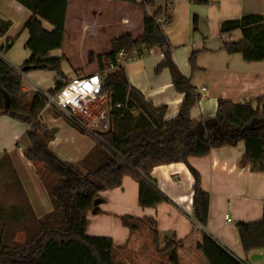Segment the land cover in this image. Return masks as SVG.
Masks as SVG:
<instances>
[{"label": "trees", "instance_id": "16d2710c", "mask_svg": "<svg viewBox=\"0 0 264 264\" xmlns=\"http://www.w3.org/2000/svg\"><path fill=\"white\" fill-rule=\"evenodd\" d=\"M16 1L32 13L23 25L28 32L25 46L31 55L21 68H28L25 72H56L55 86L49 89L55 93L69 82L65 80L62 69L63 56L50 54L63 44L69 0ZM124 1L142 8L144 30L136 38L129 33L114 38L110 51L99 55L101 72L105 71L104 61L117 65L103 74L101 93L107 96L108 128L95 131L98 145L77 164L62 160L51 150L49 142L54 137V131L48 130L41 121L45 99L36 91L26 94L23 79L0 57V114L11 115L28 125L30 144L24 155L36 165L52 202V210L38 217L11 156L8 152L0 156V172L3 171L6 179L14 185L18 195L8 205L0 203V264H116L113 239L88 235L87 215L97 209L100 193L121 186L126 175L139 183L140 206L154 208L168 200L151 177L153 169L159 165L187 163L190 157L207 156L214 148L234 146L243 141V162L249 163L253 171L264 172L262 98L242 103L219 99L213 116L192 118L191 109L200 101L201 94L192 84V78L182 72L172 56L163 28L172 21V16L161 6L150 14L149 8L156 6V0ZM191 1L198 5L213 2ZM162 17L165 20L160 24L158 18ZM44 21L51 29L44 26ZM193 24L196 30L197 14L193 16ZM11 26L10 19L0 16V38L7 34ZM236 30L242 32L241 40L227 41L223 48L228 53L242 54L249 62L264 61V16L248 13L220 24L221 34ZM15 41L16 38H8L3 50L7 51ZM134 49L137 57L150 49L163 54L157 71L167 68L174 87L184 94L180 109L172 118H166L164 105H154L142 91L130 84L124 65L117 62L121 50L131 52ZM197 56L194 51L189 58L193 74L199 70ZM124 60L126 63L129 58ZM6 96L10 99L9 108L5 107ZM191 172L194 177L193 214L202 226H206L210 197L201 187L199 172L194 168ZM121 221L131 231L145 224L153 228L156 223L152 217L136 218L132 215L121 216ZM237 227L245 251L264 248V209L260 220L239 222ZM170 241L173 247H166L161 252L167 253L168 264H180L178 247L181 241ZM154 244L160 252L159 235L155 229ZM197 248L210 264H242L207 234L197 242Z\"/></svg>", "mask_w": 264, "mask_h": 264}, {"label": "crops", "instance_id": "0c3cea01", "mask_svg": "<svg viewBox=\"0 0 264 264\" xmlns=\"http://www.w3.org/2000/svg\"><path fill=\"white\" fill-rule=\"evenodd\" d=\"M114 2L124 8V15L117 23L118 35L110 36L109 29L112 27L110 21L100 20L99 17L104 13V6L114 5ZM89 4L91 6L88 8ZM160 6L167 9V13L171 15L172 0H156V6L149 10L153 12ZM197 10L208 11L211 16L210 28L203 31V36L191 40V45H186L189 41L187 37H180L178 41H174L175 45L185 43V52L198 53L196 63L199 70L197 72L192 73L190 64L183 65V73L192 78V84L201 94L200 101L191 109V117L196 119L201 116H213L219 99L242 103L262 98L264 104V61L249 62L242 54L228 53L223 48V44L227 41L241 40L240 30L230 34L220 33V24L224 20L240 18L248 13H261L264 16V0H214L208 9L198 8ZM31 14L29 9L16 0H0V16L17 20L20 26L24 25ZM143 17L141 7L124 0H69L63 44L61 48L50 53L51 56H63L64 66L62 67L65 80L68 82L77 77L96 73L103 75L98 64L99 55L110 51L112 40L120 35L129 33L134 38L142 35ZM43 24L47 29H51L45 21ZM163 28L166 35L179 29L178 27L167 29L165 25ZM25 32L21 41L17 43L16 40L7 51L3 50V47L8 38L15 37L7 32L0 38L1 55L7 62L18 67H21L31 55V51L25 46L28 38V32L26 30ZM182 35L185 36L184 33ZM67 39L68 46H66ZM74 40L79 44L80 61L70 59V48L74 45ZM3 51L6 53L4 54ZM158 52L160 53L154 49L153 53L135 58L130 55L124 68L130 84L142 91L154 105H164L166 118L169 119L178 113L184 94L174 87L167 68L168 71L164 70L160 74L156 71L163 59L162 53L157 56ZM152 55L154 57L150 59ZM80 64L83 68L86 67L85 72ZM152 69L155 75H152ZM25 75L23 87L28 95L35 92L37 86L47 90L55 86L56 72L54 71L30 70ZM99 99L104 101L100 103ZM98 103L104 105L103 126L107 127V96L101 93L92 100L89 103L90 112L91 107H95ZM52 110L53 114H47L45 107L41 118L48 117L52 121V124L44 123V125L48 130L54 131V137L49 142L53 151L58 154V151L69 150L80 160L98 145V140L94 136L81 132L63 113ZM15 119L11 115L0 114V132L7 124L11 125L10 138L16 142L20 136L18 133L20 125ZM26 128L29 130L28 125ZM105 130L107 129L103 131ZM1 144L2 138L0 146ZM4 152H8L10 156L13 155L12 147L3 148L0 156ZM24 152L23 150V154ZM244 155L245 143L241 141L234 146L214 148L207 156L190 157L187 163L176 162L156 166L151 177L168 200L154 208L140 206L139 183L132 176L126 175L121 186L100 193L97 209L87 215L86 232L91 236H108L113 239L116 264H162V260H159V257H162L160 252L154 244L152 245L154 229L159 236L181 241L178 247L180 264H210L203 252L197 248V242L204 234L213 238L242 264L244 262L264 264V248L245 251L237 227L239 222L260 220L264 209V172L253 171L249 163L243 162ZM64 159L70 161L68 158ZM29 163L31 164L30 161ZM191 168L199 172L201 187L210 197L206 226H202L193 214L194 177ZM17 174L36 215L41 217L50 212L52 202L48 189L40 180L41 176L35 173L33 185L28 186L19 173ZM123 215H132L136 218L152 217L156 223L153 228L145 224L131 231L123 225L121 221ZM168 263L167 260L166 264Z\"/></svg>", "mask_w": 264, "mask_h": 264}, {"label": "rangeland", "instance_id": "374dc122", "mask_svg": "<svg viewBox=\"0 0 264 264\" xmlns=\"http://www.w3.org/2000/svg\"><path fill=\"white\" fill-rule=\"evenodd\" d=\"M213 2H214V0H213ZM172 3H173V7L170 9L172 21L170 23H167L165 25V27H167V29H176V27L179 28V29H177L176 32H174V33L171 32L170 34H167V37H168L169 43L171 45L172 56H173V58L175 56L177 57V58L175 57L176 60H175V58H174V60L177 63V65L180 67L182 72H184L183 67L190 64L189 58H190L191 54L194 52V51L185 52L184 48L186 47V45H191V40H193V39L196 40L197 38L203 36V31L208 30V28H210V25H211V23H210L211 22V16H210V14H208V11L207 10L206 11H204V10L198 11L197 9L198 8L208 9L209 7H211V3L206 4V5H198V4H194L191 0H172ZM87 6L89 8L91 6V4H89ZM104 7H105L104 13H103V15H101L99 17V19L100 20L107 19L110 21V23L112 25V27H110V29H109V33H111L110 36L113 34L118 35L117 23L120 21V18L124 15V8H122V6H119L117 3H115L114 5L113 4L112 5H105ZM194 14L198 15V24H197L196 30H194V24H193ZM11 21H12V26L9 29L8 34H13V36L17 40V43H19L21 41V39L23 38L24 33H26V32L23 29V25L20 26L18 24L17 20H11ZM182 33H184L185 36L182 35ZM176 35H177V37H176ZM180 37H187L189 39V41H187L186 45H184L185 43H181V44H177V45L174 44V41L175 42H176V40L178 41L180 39ZM173 39H175V40H173ZM67 41H68V39H67ZM73 42H74V45L71 46V48H70V59L72 61H76V60L80 61L81 57H80L79 44L77 42H75V40ZM68 45H69V41H68V44L66 46H68ZM3 53L5 54L6 52L3 51ZM149 53L150 52L147 51L145 53V55H147ZM160 53L158 52L157 56H160ZM146 57L147 56H145V58ZM150 57H151L150 59H152V57H154V55H152ZM62 66H64V63H62ZM80 66L82 67V64H80ZM62 69H63V67H62ZM82 70L85 72L86 67L85 68L82 67ZM164 70H167V69L166 68L161 69L159 71V74ZM168 73H169V71H168ZM152 75H155L153 69H152ZM29 95H31V94H29ZM102 101H104V100L99 99L100 103ZM46 108L48 111L47 114L48 113L53 114V110H52L53 108L52 107L50 108L49 106H47ZM103 108H104V105L103 104L100 105L99 103L95 107L94 106L91 107L90 115L88 116V119L86 121L90 125V128L93 129L94 131H101L102 129L104 130V129L108 128V123H107V127L103 126V124L105 122V115L103 113V110H104ZM16 119H15V121H16ZM17 121H18L17 122L18 125H20V129L18 130V133H20L19 134L20 136L18 137L17 141L15 142L13 139L10 138V133L12 131L11 125L7 124L6 126H4L0 132V137L2 138V144L0 146V152H1V150H3V148L12 147L13 155L11 157H12V161L14 162V165L16 167L17 173H19L21 179H23L28 186H32L33 185V176L35 175V173L38 176H40V174L37 172L38 170L36 169V165L33 164L32 162H31V164H32L31 165L29 163V160L23 154V150L25 151L27 149L28 145L30 144V141H29L28 134H27L28 130L26 128V126H27L26 123H24L20 119H17ZM41 121H42L43 125H44V123H46L48 125L52 124V121L49 120L48 117L47 118L46 117L41 118ZM101 127H104V128H101ZM8 152L10 153V151H8ZM59 154H60V156H59ZM57 155L62 160H65L64 158H68L70 161H68V160H65V161L76 163V164L81 160V159L80 160L77 159L78 158L77 155L70 153L69 150L58 151ZM50 177H53V176L51 175ZM50 177L47 176V178L51 179ZM40 180H42L41 177H40ZM42 182H43V180H42ZM17 197H18V195H17V192H16L14 185L8 179H6V177L3 175V171L0 172V203H2L3 205H8V204L12 203L14 200H16ZM145 226L151 227L149 224H146ZM170 240L171 239L168 237L159 236L158 247L160 249V254L162 256V257H159V260H162V263H164V264H166L168 257H167V253H164L161 251L163 249L165 250L166 247H170V248L173 247L174 244ZM169 241L171 242V244H169ZM146 242H148V240H146ZM151 243H152V241H151ZM153 244H154V242L152 243V245ZM145 247H147V246L145 245Z\"/></svg>", "mask_w": 264, "mask_h": 264}, {"label": "built area", "instance_id": "2783aa9c", "mask_svg": "<svg viewBox=\"0 0 264 264\" xmlns=\"http://www.w3.org/2000/svg\"><path fill=\"white\" fill-rule=\"evenodd\" d=\"M135 2H141L143 0H134ZM150 14L153 12L150 10ZM165 17L158 18V22L162 24ZM150 53L154 52V49L149 50ZM136 50L128 52L121 50L117 57L119 64H125V58H132L136 56ZM0 57H4L0 53ZM5 60V59H4ZM6 61V60H5ZM7 62V61H6ZM7 64L22 78H26V72L21 67L15 66L9 62ZM105 71L104 74L110 70H113L117 65L111 61H104ZM104 86L103 75L90 74L81 77H77L69 81L64 87L55 93H51L49 90L40 86L35 87L37 93H39L46 101V107H52L55 111L63 113L68 117L79 129L94 136L97 140V135L93 129L90 128L87 123L88 116L90 115L89 103L96 99L102 92ZM205 90V88H203ZM121 106V104H118ZM150 182V181H149ZM151 183V182H150ZM248 264V263H243Z\"/></svg>", "mask_w": 264, "mask_h": 264}, {"label": "water", "instance_id": "95a60500", "mask_svg": "<svg viewBox=\"0 0 264 264\" xmlns=\"http://www.w3.org/2000/svg\"><path fill=\"white\" fill-rule=\"evenodd\" d=\"M28 68H23V71L25 72ZM32 69H36V67H33ZM5 107L6 108H9L10 107V99L8 96L5 97ZM98 203V201L96 202ZM95 211V210H94Z\"/></svg>", "mask_w": 264, "mask_h": 264}]
</instances>
